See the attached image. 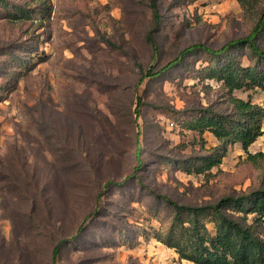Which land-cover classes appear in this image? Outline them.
Wrapping results in <instances>:
<instances>
[{"label": "rangeland", "instance_id": "374dc122", "mask_svg": "<svg viewBox=\"0 0 264 264\" xmlns=\"http://www.w3.org/2000/svg\"><path fill=\"white\" fill-rule=\"evenodd\" d=\"M157 6L154 26L150 0H0V264H53L59 243L56 264H196L177 248L194 254L197 235L216 236L220 223L211 212L179 215L162 198L197 206L264 187V157L249 156L264 152V136L248 151L224 145L188 130L200 113L182 112L229 113L227 88L211 78L229 56L198 50L154 79L140 70L247 35L264 0ZM233 94L264 108L260 89ZM250 209L224 212L264 238Z\"/></svg>", "mask_w": 264, "mask_h": 264}, {"label": "trees", "instance_id": "16d2710c", "mask_svg": "<svg viewBox=\"0 0 264 264\" xmlns=\"http://www.w3.org/2000/svg\"><path fill=\"white\" fill-rule=\"evenodd\" d=\"M150 1L154 26H156L160 19L157 0ZM237 1L243 7L251 4V0ZM152 32L153 30L147 34V40L152 45V57L156 58L158 56V47ZM263 33L264 9L260 12L254 27L247 35L231 39L218 48L208 47L204 44L191 45L182 50L175 59L160 69H156L155 65L146 68L140 65L142 79L158 78L166 70L175 67L188 55L198 50L206 51L214 57L229 56L224 63L214 65L215 67L211 73V78L223 82V85L228 90L229 102L232 105L229 113H219L210 106L199 109H185L182 112L200 113L198 118L187 123L188 130L198 131L199 133L209 131L224 145L240 143L243 150L248 151V148L259 137L264 136V131L262 130L264 108L254 104L251 100L245 101L237 98L233 93L242 89H260L264 92V49L258 44V39ZM241 49H243V53H247L250 57L251 63L248 66H243L239 61L240 55L238 52ZM140 106L141 102L139 100L137 112ZM140 151L141 147L137 144L133 154L138 163L135 170L140 169L142 165L139 157ZM249 156L253 159L264 157V152ZM216 162L218 160L212 162L209 167L215 165ZM195 169L196 171H201L200 167ZM162 199L173 206L179 215L183 212H190L197 216L198 214L211 212L221 226L214 237L205 238L197 235L198 240L194 243L196 247L194 254L191 255L185 252L183 248H177L181 259H186L196 264H264V238L256 234L250 226L243 227L224 212L225 209L231 206L248 204L251 206L250 212L256 215L255 221L264 222V187L252 188L248 192H239L238 195H225L216 203L197 206L180 205L168 198ZM226 230L233 231L232 233L235 236L241 238L243 245L237 244L230 234L226 233ZM206 239L210 242V246H206ZM61 246L62 243H59L54 248L53 264H56ZM247 248L253 249V258H247ZM227 257H230L231 260H228Z\"/></svg>", "mask_w": 264, "mask_h": 264}]
</instances>
